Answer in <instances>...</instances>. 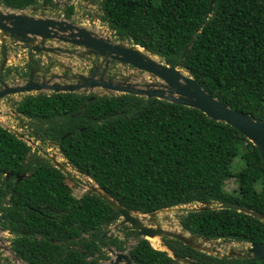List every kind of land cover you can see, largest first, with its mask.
Returning a JSON list of instances; mask_svg holds the SVG:
<instances>
[{
    "label": "trees",
    "instance_id": "16d2710c",
    "mask_svg": "<svg viewBox=\"0 0 264 264\" xmlns=\"http://www.w3.org/2000/svg\"><path fill=\"white\" fill-rule=\"evenodd\" d=\"M54 0H0L24 11ZM101 21L117 41L130 42L182 68L232 110L264 122V0H102ZM212 10V11H211ZM75 8L65 10L71 20ZM12 69L5 72L9 77ZM29 73H21L23 78ZM29 121L28 140L59 149L66 164L110 193L126 209L149 214L199 205L181 228L210 242L264 243V222L233 210L235 203L264 215V161L236 129L202 112L132 95L38 93L16 104ZM0 126V230L24 264H102L124 242L107 230L120 220L100 196L73 195L68 175L32 153L25 139ZM12 177L7 181V175ZM25 177L19 181V177ZM234 179L236 191L228 192ZM134 264H264L191 249L163 238L165 252L129 231Z\"/></svg>",
    "mask_w": 264,
    "mask_h": 264
},
{
    "label": "water",
    "instance_id": "95a60500",
    "mask_svg": "<svg viewBox=\"0 0 264 264\" xmlns=\"http://www.w3.org/2000/svg\"><path fill=\"white\" fill-rule=\"evenodd\" d=\"M0 31L4 35H8L10 38L23 43L25 48L31 52H62L61 49L46 46L47 41H58L59 43H66L77 48H83L85 50L84 57L93 56L103 59L107 66L111 61L119 62L124 66H131L139 71L145 72L157 81L144 86H138L128 82L113 83L112 81H106L104 75H101L97 79L98 72L96 70L92 77L79 75L77 78L78 83L75 85L49 84L46 82L37 83L30 80L25 85H17L15 87L6 86L0 91V100L10 95L30 92L59 94L82 93L81 91H84L82 94H88L89 91L100 88L105 91L121 93L122 95L166 101L175 105L196 109L213 121L233 127L258 149L264 161V122H258L246 113L232 110L212 97L189 72L182 68V62L179 68H172L162 60L154 59L153 55L147 54L144 49L135 44L126 46L125 44L115 43L110 39L95 35L66 20L60 21L50 18L36 19L27 15L26 10L15 11L8 9L5 13L0 12ZM37 40H41L38 45L36 44ZM4 65H6V61ZM17 135L19 136V134ZM28 142L31 143L32 141L28 140ZM52 161L57 169H62V163L58 162L56 157H53ZM70 167L73 168L72 166ZM11 177L10 174L7 175V181ZM25 177H28V175L19 177L18 180L22 181ZM88 189L90 192L100 196L120 214L121 221L116 228L130 225L138 231V237L140 239L149 240L158 238L161 240L163 238H170L183 243L191 249L202 253H210V248L207 244L211 246L213 244L209 240L200 239L195 235L186 233L184 230L174 232L164 229L157 220L159 212L143 214L128 210L119 204L110 193L100 188L96 183L93 184L90 179ZM207 209L233 210L251 215L264 222V215L250 211L235 203L227 202L218 206H207L205 210ZM165 210H170V208ZM146 223L150 225H146ZM1 232L3 231L0 230ZM4 250L8 251V249ZM109 250L111 253H114L112 249ZM165 251L168 252L169 250L166 249ZM10 252L14 255L12 250ZM218 252L215 251L216 254ZM231 252L234 253L235 251L232 250ZM246 256L250 259H258L263 262L264 243L250 244ZM14 257L17 259L15 255ZM115 258L116 261L114 264H134L130 255L124 252L116 251ZM172 258L175 261L174 264H200L189 258H175L174 256Z\"/></svg>",
    "mask_w": 264,
    "mask_h": 264
},
{
    "label": "rangeland",
    "instance_id": "374dc122",
    "mask_svg": "<svg viewBox=\"0 0 264 264\" xmlns=\"http://www.w3.org/2000/svg\"><path fill=\"white\" fill-rule=\"evenodd\" d=\"M102 0H55L57 7H42L40 5L32 9L26 10V14L36 19H55L66 20L80 28H84L95 35L112 40L115 43L131 45L130 42L117 41L113 32L109 29L108 25L102 23L100 3ZM68 6L75 7V14L71 20L65 18V10ZM8 9L0 5V12L5 13ZM41 40H37L38 45ZM47 47L54 49H61L62 52L56 53H35L27 50L23 43H20L8 35H4L0 31V91L5 87H15L17 85H25L30 80L33 82H46L49 84L57 83L63 85H75L78 83V76L84 75L86 77H92L97 70V79L104 75L106 81H112L113 83L128 82L138 86H144L157 82L149 74L139 71L131 66H124L119 62L111 61L110 64L104 62L103 59L96 57H84L85 50L83 48H77L70 44L59 43L58 41H47ZM146 53V52H145ZM148 54V53H147ZM154 59H159L153 56ZM6 61V65L5 64ZM8 69H12V73L9 77H4L5 72ZM21 73H29L28 77L23 78ZM4 77V78H3ZM82 93L84 91H81ZM42 92H30L24 94H15L5 97L0 100V126L22 136L29 133V121L22 119L16 112V104L28 95H36ZM49 93V92H45ZM94 93L99 96L104 95H122L121 93L105 91L97 88L93 91H89L88 94ZM26 137V136H24ZM27 138V137H26ZM25 139V138H24ZM27 143L32 148V153L40 156L41 158L52 160L56 157V160L62 163V169L66 175H68V184L72 189L73 195L77 198H81L86 194L89 184V178L79 174L73 168H71L62 157L57 147L51 144H42L32 139L31 143ZM91 180V179H90ZM92 181V180H91ZM94 184V182L92 181ZM238 185L234 179L227 182V191H236ZM199 205H185L170 208V210L159 211L157 215L158 223L166 230L175 232L182 231L179 219L181 216L187 214L193 209H198ZM121 221V220H120ZM112 225L107 230V233L111 237H117L124 242V252L129 254L130 249L137 243V238L128 237L127 233L133 229L129 226L124 228H116L119 225ZM11 235L6 232L0 233V247L8 249V251H2L3 257L6 258V264H24L21 261L15 259L11 250ZM149 241V240H148ZM152 244V247L158 250H165L162 239ZM213 245L207 244L210 248L209 252L215 254V251H219L221 256L228 255L231 250L239 252L246 250L248 244L217 241L211 242ZM112 249V248H111ZM106 251L108 256L107 260H103L102 264H114L116 261V250L112 249ZM247 253V252H246ZM2 264V263H1ZM4 264V263H3ZM181 264V263H180Z\"/></svg>",
    "mask_w": 264,
    "mask_h": 264
},
{
    "label": "flooded vegetation",
    "instance_id": "af4514ba",
    "mask_svg": "<svg viewBox=\"0 0 264 264\" xmlns=\"http://www.w3.org/2000/svg\"><path fill=\"white\" fill-rule=\"evenodd\" d=\"M54 3H55V0H54ZM57 5V4H56ZM69 7V6H68ZM74 7V6H73ZM54 8H56V7H54ZM75 8V7H74ZM32 9V8H31ZM9 70V69H8ZM4 78V77H3ZM6 87V86H5ZM4 89V88H3ZM42 93H45V92H42ZM16 134H18V133H16ZM18 136V135H17ZM19 136H22V135H20L19 134ZM22 137H24V136H22ZM121 220V219H120ZM119 220V221H120ZM118 221V222H119ZM146 225H150L149 223H146ZM126 226H129V225H126ZM125 226H123V227H119V228H124ZM131 227V226H130ZM133 230L132 231H137L136 229H134L133 227H131ZM183 230V229H182ZM138 232V231H137ZM108 234V233H107ZM131 237H134L135 239H136V237L135 236H131ZM200 239H203V238H200ZM162 243H163V241H162ZM163 246L164 247H166L165 245H164V243H163ZM250 248V244H248V248L244 251V250H242V251H239V252H234V253H232L231 251H230V253L228 254V255H224V256H227L228 258H233V257H235V258H245V257H247L246 255H247V250ZM111 249V248H110ZM166 249L167 250H169L167 247H166ZM109 250V249H108ZM2 251H4V249L3 248H1L0 247V264L2 263H4V264H6V258H4L3 257V253H2ZM170 251V250H169ZM234 251V250H233ZM206 254H209V255H214V256H219V257H224V256H221V255H219V254H211V253H206ZM237 256H239V257H237ZM248 258V257H247ZM264 262V261H263Z\"/></svg>",
    "mask_w": 264,
    "mask_h": 264
},
{
    "label": "bare ground",
    "instance_id": "6f19581e",
    "mask_svg": "<svg viewBox=\"0 0 264 264\" xmlns=\"http://www.w3.org/2000/svg\"><path fill=\"white\" fill-rule=\"evenodd\" d=\"M142 52H143V50H141ZM175 232V231H174ZM149 241L152 243V244H154V243H158L159 241H158V238H155V239H149ZM160 243V242H159ZM113 262H115V261H113Z\"/></svg>",
    "mask_w": 264,
    "mask_h": 264
},
{
    "label": "clouds",
    "instance_id": "9594fccd",
    "mask_svg": "<svg viewBox=\"0 0 264 264\" xmlns=\"http://www.w3.org/2000/svg\"><path fill=\"white\" fill-rule=\"evenodd\" d=\"M187 233V232H186ZM166 248V247H165ZM156 249V248H155ZM158 250V249H157ZM166 250V249H165ZM165 250H161V251H165ZM166 252V251H165ZM168 252H170V251H168Z\"/></svg>",
    "mask_w": 264,
    "mask_h": 264
}]
</instances>
